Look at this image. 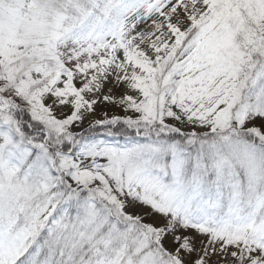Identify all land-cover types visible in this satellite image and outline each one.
<instances>
[{"label": "snow or ice", "instance_id": "snow-or-ice-1", "mask_svg": "<svg viewBox=\"0 0 264 264\" xmlns=\"http://www.w3.org/2000/svg\"><path fill=\"white\" fill-rule=\"evenodd\" d=\"M0 264H264V0H0Z\"/></svg>", "mask_w": 264, "mask_h": 264}]
</instances>
